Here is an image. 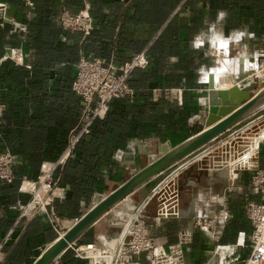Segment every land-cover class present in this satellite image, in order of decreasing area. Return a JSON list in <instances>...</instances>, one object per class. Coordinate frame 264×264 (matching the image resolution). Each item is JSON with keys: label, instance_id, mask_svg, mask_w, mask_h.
<instances>
[{"label": "crops", "instance_id": "obj_1", "mask_svg": "<svg viewBox=\"0 0 264 264\" xmlns=\"http://www.w3.org/2000/svg\"><path fill=\"white\" fill-rule=\"evenodd\" d=\"M28 1L30 4L27 0H0V103L5 105L0 150L14 154L15 177L10 184L0 180V264H31L93 206L95 194H108L129 177L132 169L147 164L143 147L154 153L160 144L175 146L204 128L208 74L215 75L217 88L234 84L224 76L227 73L222 68L211 66L210 18L223 23L220 12L226 7L232 13L242 7L261 11L257 7L264 6V0H89L93 27L88 34H82L62 28L57 21L62 11L80 10L82 0ZM218 42L226 45L222 39ZM259 47H264L262 42L252 43L249 49L245 45L238 56L226 59L232 76L238 72L239 59L249 57ZM141 51L148 64L135 68L128 77L132 97L113 99L106 116L96 120L91 133L66 155V141L79 124L82 111L81 97L72 89L81 56L120 66ZM166 91L181 92L182 104L168 98ZM247 119L220 136H227ZM260 143L257 161L264 167V140ZM195 153L130 195L142 194L137 203L140 204L173 169ZM196 159L174 176L173 181L183 182L179 186L180 216L164 221V247L177 244L182 232L190 230L189 241L182 244V248L190 247L193 252L191 258L185 259L187 264H208L212 257L215 264H243L248 250L245 253L242 247L251 232L244 203L248 195L255 198L249 194L251 172L239 170L229 177L230 173L221 171L225 174L213 181L206 170L192 166ZM47 169L52 170L55 182L51 207L62 221L60 234L45 214L24 218L17 209L31 199L39 176ZM146 187L149 188L141 193ZM206 187L225 197L226 225L217 244L210 243L202 229L191 225L193 214L211 216L219 209L196 197ZM112 210L120 222L125 211H135L122 201ZM147 213L151 216L150 211ZM102 217L74 241L75 245H103ZM120 222L117 224L124 227ZM160 226L158 220L157 227ZM118 232L108 238V245ZM58 261L90 264L88 258L77 256L71 247L61 253ZM139 261L149 264L145 254L140 255Z\"/></svg>", "mask_w": 264, "mask_h": 264}, {"label": "built area", "instance_id": "obj_2", "mask_svg": "<svg viewBox=\"0 0 264 264\" xmlns=\"http://www.w3.org/2000/svg\"><path fill=\"white\" fill-rule=\"evenodd\" d=\"M26 3L30 4L28 0ZM82 6L75 13L62 11L57 16L60 26L72 32L88 34L93 27V20L89 13V0H82ZM249 56L253 60L250 65L253 71L249 77V84L255 82L259 85L258 89H260L264 85V47L253 49ZM11 57H15V55ZM147 64L148 59L143 51L134 54L129 61L120 66H115L111 62L100 58L81 56L76 64L72 89L81 97L82 111L79 124L69 134L64 152L66 155L71 154L83 136L90 134L96 120L105 117L111 100L119 97H132L133 90L128 85V77L132 70L144 68ZM238 66L239 64L236 66L237 70ZM165 95L170 99H175L178 104H182L181 92L173 94L166 91ZM3 109L4 105L0 103V116ZM236 135L223 141L216 148L224 146L225 143H230L228 141ZM254 138L259 139L260 136ZM259 142L257 141L256 146L252 148L248 145V148L244 151L245 153H241L232 160L234 163L231 172L234 176L239 170L251 172L249 194L255 196V198H251L248 195L244 203V212L251 224V232L248 236V255L243 264H264V167L260 166L257 161ZM246 156L247 161H244L243 159ZM224 163L228 162L217 161L215 167L222 168L225 166ZM13 164L14 154L7 150L0 151V180L5 184L12 183L15 178ZM211 170L209 169V172ZM173 179L174 176L162 183L150 198V200L152 198L156 200L155 216L153 218L143 210L149 201L133 218L120 242L114 264H141L139 261L141 254H145L149 264H185L181 247L183 242L189 241L190 230L182 232L177 244L169 245L167 248L164 247L166 245L163 236L164 221L168 218L180 216L179 195L177 193L180 185L178 181H173ZM38 183V186L32 191L31 199L27 203L17 206L19 216L30 218L43 213L47 216L54 230L60 234L62 221L51 207L55 196L52 190L53 185H55L52 170H43L38 178ZM171 187L173 190H171ZM204 196H208L211 200H207ZM202 201L209 206L219 207V209L215 215L211 216L203 213L193 214L191 225L193 228L202 229L210 243L217 244L226 225L227 215L223 209L225 197L223 194L213 193L211 188L206 187L203 191ZM150 218L152 219L151 222L148 221ZM158 220L161 221L160 227H157ZM123 228L119 230L118 240ZM69 247L74 250L77 256L88 258L90 264H94L92 252L99 250L95 243L75 245V242H73ZM1 248L2 245L0 244V251ZM103 262L107 264L105 261ZM50 264L60 263L57 258Z\"/></svg>", "mask_w": 264, "mask_h": 264}, {"label": "water", "instance_id": "obj_3", "mask_svg": "<svg viewBox=\"0 0 264 264\" xmlns=\"http://www.w3.org/2000/svg\"><path fill=\"white\" fill-rule=\"evenodd\" d=\"M243 70V59L240 58L238 71L241 73ZM207 84L208 94L205 98V104L208 106V114L205 118L204 128L175 146H171L168 142L160 144L156 153H151L147 147H143L141 152L147 154V164L140 169H132L129 177L108 194H95L93 198V206L78 220H76L67 230L59 235L31 264H50L52 261L57 259L71 243L81 236L105 213L111 210L119 201L128 197L131 193L139 189L163 171L178 164L189 155L195 153V151L215 140L231 127L264 109V88L257 90V84L255 82L241 88L237 84H234L228 89H217L214 82V75L210 72L208 74ZM263 116L264 115L257 116L243 126L238 127L227 136L206 146L189 159L180 163L169 173L162 183L178 174L179 171L192 160L210 152L223 141L238 134L240 131L248 127V125L260 120ZM182 183L183 182H178L179 185ZM161 184L153 188L147 196H145L142 202L137 204L136 210L133 212L132 216L129 218L122 230L120 239L114 249L113 256L109 264L115 263L120 242L127 227L132 222L133 218L138 215L144 205L150 200L154 192ZM208 264H215L214 257L209 260Z\"/></svg>", "mask_w": 264, "mask_h": 264}, {"label": "rangeland", "instance_id": "obj_4", "mask_svg": "<svg viewBox=\"0 0 264 264\" xmlns=\"http://www.w3.org/2000/svg\"><path fill=\"white\" fill-rule=\"evenodd\" d=\"M231 8L226 7L225 11H221L220 13L223 14L224 21L223 23L221 22H216L215 17L210 18V28H209V33H210V57H211V66L214 68L215 66L218 65V69L222 68V71H225L224 76H228L233 80L234 83L238 82L241 86H245L250 83V79L245 80L248 78L250 71L247 68V71L245 70L244 77L242 76L241 79L238 80L239 74L236 72L233 74L230 72L229 67L227 66V58L231 57H236L238 56L241 52L242 49L245 48V45L247 46V49L251 47V44L256 42H262L264 46V10L261 11H254L252 9L248 8H240V10L234 9V12L230 13ZM222 39L226 42V45L218 46V41ZM227 50V51H226ZM227 52V54H226ZM224 54L228 55L224 59ZM253 71V70H252ZM227 78V77H226ZM259 88V85L257 84L256 89ZM264 115V109L256 113L255 115H252L250 119H247L245 122L241 123L238 125V127L243 126L247 122L253 120L257 116ZM241 132V131H240ZM238 133L236 137L230 139L228 142L230 143H225L224 146L221 147H215L213 150L210 152L206 153L205 156H202L199 159H196L194 163H192V166H200L206 172L208 175H210V180H213V178H217L219 176L220 171H225L229 173L230 167H224L223 169H220L219 167H215V164L217 161H232L241 153H245V149L248 148V145L250 147H255L256 144L255 142L257 141H262L264 140V116L260 118V120H257L256 122L248 125V128L242 131V133ZM260 136L259 139H253V137ZM225 137V134L218 137V139H215L216 142L217 140ZM212 142V143H213ZM258 144V151L260 150V143ZM211 143V142H210ZM211 143V144H212ZM226 146V147H225ZM222 148V149H221ZM226 148V149H225ZM158 148H154V153H156ZM225 151V152H224ZM199 152V151H198ZM196 154V153H195ZM209 169H212L209 172ZM177 181V180H176ZM149 187H146L140 191L141 193L146 191ZM171 190L172 187H171ZM203 191H199L197 193L199 200L202 201L203 199ZM178 197H180V194L182 193V188H178ZM142 194L139 193H134L132 195H129L124 201H122L123 204L125 205H131L134 207L136 210V206L138 203V200L140 199ZM150 201V200H149ZM199 201V202H200ZM203 202V201H202ZM201 202V203H202ZM154 209V211H152ZM155 209H156V200L155 198H152V200L145 205L144 211H150L151 213V218L155 216ZM131 211H125L122 217L127 216ZM116 215L115 212L112 210V212H108L106 215H104L100 221V228L104 229L105 231L102 233V242L103 245L97 246L100 250V252H103L107 250V239L113 235L115 232L119 231L121 228L120 224H117L120 222V220H115ZM149 219L148 221L151 222L152 219ZM62 226V225H61ZM110 226V228L108 227ZM61 232L63 230H60ZM108 235H106V234ZM106 235V236H105ZM105 244V245H104ZM248 242L247 240L244 243V246L242 247L243 252L246 253L248 250V247H245ZM181 250L183 252V260L186 263L185 259L186 258H191L193 255L192 249L189 247L187 250L185 248L181 247ZM191 254V255H190ZM146 258V257H145ZM97 264H105L103 261L97 262Z\"/></svg>", "mask_w": 264, "mask_h": 264}, {"label": "bare ground", "instance_id": "obj_5", "mask_svg": "<svg viewBox=\"0 0 264 264\" xmlns=\"http://www.w3.org/2000/svg\"><path fill=\"white\" fill-rule=\"evenodd\" d=\"M218 43V46H222V45H225V43L223 44V43H219V42H217ZM223 47V46H222ZM242 59H243V64H244V70H243V72H237L238 74H239V77H238V80L237 81H239V79H241L242 78V76L244 77V74H245V70L247 71V68H248V70L250 71V74H249V76H248V78H246L245 80H248V79H250L249 77L251 76V73H252V69L250 68V65L252 64V62H253V60L252 59H250L251 57L249 56V57H246V58H244V57H241ZM240 60V59H239ZM213 74V73H212ZM214 75V74H213ZM216 79H215V75H214V82H215V85H216V88L218 87L217 85L218 84H216V81H215ZM234 84H237L238 86H240V88L242 87L241 85H239V83L238 82H236V83H234ZM234 84H232V85H230V86H227L226 88H217V89H228L229 87H231V86H233ZM248 85V84H247ZM247 85H245V86H247ZM262 88H264V85L263 86H261V89ZM257 90H259V89H257ZM256 90V91H257ZM254 138V137H253ZM255 139V138H254ZM255 144H256V142H255ZM206 154H204V155H202V156H205ZM202 156H200L199 158H201ZM244 161H247V156L243 159ZM226 162H228V163H224V165L226 166V167H230V170H229V173H230V176L229 177H231V176H234V174L231 172V169H232V164L234 163V161H226ZM225 166H223L222 168H219V171H220V169H223ZM223 172H225V171H223ZM223 172H221L220 171V174L221 175H223V174H225V173H223ZM124 200V199H123ZM123 200H121V201H123ZM121 201H119L116 205H118ZM115 205V206H116ZM114 206V207H115ZM113 207V208H114ZM112 208V209H113ZM111 209V210H112ZM132 216V214H128L127 216H125V217H122V220H121V222L120 223H122L123 224V226H125V224L128 222V220H129V218ZM123 228V227H122ZM114 236H116V238L113 240V242H111V244H107V250H105V251H103V252H100L99 250L98 251H96V252H92V254H93V258H94V264H97V262L98 261H101V260H103V261H105L107 264L108 263H110V261H111V259H112V256H113V252H114V249L116 248V246H117V243H118V238H119V232L117 233V234H115ZM114 236H112V237H114Z\"/></svg>", "mask_w": 264, "mask_h": 264}, {"label": "trees", "instance_id": "obj_6", "mask_svg": "<svg viewBox=\"0 0 264 264\" xmlns=\"http://www.w3.org/2000/svg\"><path fill=\"white\" fill-rule=\"evenodd\" d=\"M257 9H260V10H264V6H258L257 7ZM120 98V97H119ZM115 99V98H114ZM112 101V100H111ZM111 103V102H110ZM4 105V104H3ZM110 105V104H109ZM108 109H109V106H108ZM4 111H5V105H4V109H3V111H2V114H1V116H0V123H1V119H2V117H3V114H4ZM107 112H108V110H107ZM107 112H106V114H107ZM106 116V115H105ZM96 122V121H95ZM93 128V127H92ZM92 131V130H91ZM91 133V132H90ZM89 135V134H88ZM69 137V136H68ZM82 139V138H81ZM80 139V140H81ZM68 141V140H67ZM67 141H66V145H67ZM78 144V143H77ZM76 144V145H77ZM0 151H4V150H0ZM13 154V153H12Z\"/></svg>", "mask_w": 264, "mask_h": 264}]
</instances>
